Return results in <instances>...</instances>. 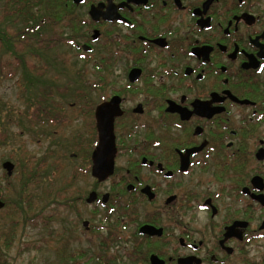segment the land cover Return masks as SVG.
I'll return each instance as SVG.
<instances>
[{"label": "flooded vegetation", "instance_id": "1", "mask_svg": "<svg viewBox=\"0 0 264 264\" xmlns=\"http://www.w3.org/2000/svg\"><path fill=\"white\" fill-rule=\"evenodd\" d=\"M64 1L65 6L87 8L88 34L80 35L83 42L74 44L76 50L90 54L104 33L108 42L102 46L120 47L130 56L127 89L144 82V63H154L148 75L154 83H146L150 94L142 103L127 108L128 96L123 95L101 102L119 99L114 135L120 131L127 139L145 130L148 136L142 147L115 145L114 163L122 154L131 158L112 186L122 190L118 199H129L122 209L156 205L134 234L148 249L172 242L170 256L162 249L149 250L141 264H151V256L164 264L187 258L225 264L250 241L264 237V0ZM116 30L124 31V38ZM133 70L140 75L130 82ZM151 105L162 111L160 120L139 123ZM90 194L86 204L109 207L112 213L114 195L95 193L88 202ZM172 204L177 213L204 217L199 233L180 231V225L178 233L169 232ZM89 223L82 222L86 239ZM144 226L160 229V236L143 234Z\"/></svg>", "mask_w": 264, "mask_h": 264}, {"label": "rangeland", "instance_id": "2", "mask_svg": "<svg viewBox=\"0 0 264 264\" xmlns=\"http://www.w3.org/2000/svg\"><path fill=\"white\" fill-rule=\"evenodd\" d=\"M7 1L0 0L2 259L8 264H141L149 250L162 249L170 256L172 242L148 249L134 235L156 205H145L142 211L141 205L122 209L129 199H118L117 191L122 190L112 188L124 174L130 154L116 159L114 176L107 182L97 183L91 176V146L97 141L94 110L112 95L128 96L127 108L142 103L150 94L145 91L146 83H154L148 77L154 63L143 65L147 81L127 89L130 56L120 47L102 46L108 42L106 34L90 54L75 49L74 44L83 42L80 35L88 34L86 7L65 6L64 0H35L32 12L38 22L28 26L38 24V30L29 36L22 18L12 14L11 5L7 11ZM113 33L124 38V31ZM84 54L87 60L81 59ZM161 114L151 105L139 123L160 120ZM118 132L115 145L119 147L146 144L145 130L127 139ZM5 162L14 166L10 177L2 169ZM94 192L116 197L112 213L107 212L109 207L85 203ZM174 204L169 206V232L178 233L180 225V231L199 233L204 217L177 213ZM162 219L163 224L166 217ZM85 220L92 227L89 239L83 234ZM225 264H264V237L250 241L244 252L234 253Z\"/></svg>", "mask_w": 264, "mask_h": 264}, {"label": "water", "instance_id": "3", "mask_svg": "<svg viewBox=\"0 0 264 264\" xmlns=\"http://www.w3.org/2000/svg\"><path fill=\"white\" fill-rule=\"evenodd\" d=\"M81 0H74V3L78 4ZM140 72L133 70L129 74L130 82H135L139 78ZM119 99L113 97L109 102L98 105L95 109L94 118L96 123L97 143L91 154V176L99 183L104 182L113 174L114 169V157L116 154L115 135L113 130L114 118L120 116L118 108ZM169 111V109H167ZM2 169L5 170L6 175L10 177L13 173L14 166L10 162L2 164ZM95 193H91L88 202L94 200ZM106 198V196H105ZM4 207V203L0 200V209ZM235 226H231L228 229L232 231ZM264 229V223L260 227ZM140 232L147 235L160 236L161 230L152 227L144 226L140 229ZM194 258H187L178 260L179 264H192ZM151 264H164L156 256L150 257ZM195 264H199V260L194 259Z\"/></svg>", "mask_w": 264, "mask_h": 264}, {"label": "trees", "instance_id": "4", "mask_svg": "<svg viewBox=\"0 0 264 264\" xmlns=\"http://www.w3.org/2000/svg\"><path fill=\"white\" fill-rule=\"evenodd\" d=\"M10 5H11V7H10L11 12H13L12 14L20 16V18H22L25 26H27L26 30H27V32H29L27 34H29V36H31V35H34L35 33H37L38 29L36 30L35 27L38 24H36L35 27L28 26V25H30L29 23H37L38 22V19L34 16V13L32 12V8L36 7L35 0H8L7 3H5V7L7 8V11L10 9L9 8ZM7 11H5V14L8 13ZM95 145H96V141L92 144L91 147L94 148ZM3 246L7 248L8 245L6 243H4ZM4 254L5 253H3L0 250V258L2 256H4ZM0 264H2V263L0 262Z\"/></svg>", "mask_w": 264, "mask_h": 264}]
</instances>
